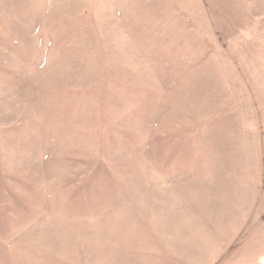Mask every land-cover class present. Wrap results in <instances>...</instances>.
<instances>
[{
  "label": "rangeland",
  "instance_id": "obj_1",
  "mask_svg": "<svg viewBox=\"0 0 264 264\" xmlns=\"http://www.w3.org/2000/svg\"><path fill=\"white\" fill-rule=\"evenodd\" d=\"M0 264H264V0H0Z\"/></svg>",
  "mask_w": 264,
  "mask_h": 264
}]
</instances>
